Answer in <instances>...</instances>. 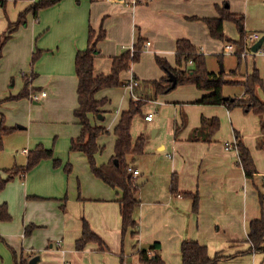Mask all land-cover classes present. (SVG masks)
<instances>
[{
	"label": "crops",
	"instance_id": "1",
	"mask_svg": "<svg viewBox=\"0 0 264 264\" xmlns=\"http://www.w3.org/2000/svg\"><path fill=\"white\" fill-rule=\"evenodd\" d=\"M37 1L5 0L4 6L0 4V35L6 31L9 21H15L20 11ZM222 1L225 0H60L40 10L38 20L29 12L25 24L20 25L5 44L1 59L15 45H19L17 54L26 56V60L37 49L42 50V56L34 65L36 76L30 80L31 93H37L38 98L34 100L29 96L18 100L17 105L22 109L14 115L13 121L31 124L33 117H38L31 110L32 104H38L41 98L46 99L45 107L61 101L67 115L64 118L70 117L71 109L78 105L74 57L78 49L87 47L89 27L96 32L101 26L105 29V38L97 43L100 54L94 59L95 74L110 73L113 56L131 50L139 34L144 45L147 42L142 60L120 73L123 86L98 90L96 99L106 101L100 107L102 114H88L92 124H101L108 129V133L98 136L100 150L95 154L98 166L107 164L114 155V128L133 95V77L147 79L143 68L146 56L159 55L174 65L179 38L190 40L206 54L214 46L210 40L215 39L202 20L192 17L217 16L214 4ZM256 41L249 42L250 49L243 57L246 61L256 54L264 56L258 50H251ZM228 44L233 45L226 41L222 52L216 54L225 72L236 68L238 62L235 51L226 50ZM222 53L235 55L229 69L225 62L222 64ZM205 56L208 67L210 62ZM254 66L263 81V87L257 88V95L264 101L260 94L264 77ZM209 71L218 73L222 70L210 68ZM250 71L243 69L241 79ZM161 73L163 77L164 71ZM22 87L23 79L13 95H17ZM118 89L122 95L115 106L114 93ZM41 92L46 93L42 96ZM224 93L247 98L241 83L226 86ZM204 94L199 90L190 91V95L183 97L179 94L163 100L157 97L142 106L144 128L138 136L142 134L145 138L143 152L129 157L130 166L139 171L134 177L135 182H140L136 193L138 204L133 212L134 228L122 233L118 202L122 191L95 176L87 156L82 151H71L69 141L70 160L80 159L81 169L75 166L73 172L64 177L60 170L53 169L42 159L25 174L13 178V183L18 184L16 211L15 217L11 213L10 221L0 222V264H15L10 248L16 252L18 260L24 257L28 262L38 255L36 264H150L140 260L141 250H147L148 254L158 253L164 264H181L180 247L184 239L205 245L210 257L219 253L223 258L218 264H264V252H248L250 243L247 241L250 222L264 218V200L262 204L260 202V193L264 194V164L261 162L264 149L257 145L261 135L260 118L240 106L228 108L223 104L196 103ZM151 102L153 107L147 105ZM160 106L167 112L165 133L155 124ZM26 113L29 114L24 115ZM148 113L153 114L151 120L145 119ZM211 117L219 119V126L209 135L206 125L201 126V118ZM72 120L77 127L71 138L76 137L81 128L74 114ZM261 122L264 123V116ZM235 130L253 157L256 166L253 178L245 176L237 149H225V143L236 142ZM105 139L110 147L106 151ZM33 146L22 149L25 162L16 165L26 164L27 152ZM2 169L0 175L5 177ZM174 180L176 189L173 190ZM9 184L0 192V203L6 202L8 210L12 211L15 198L8 196ZM185 192L198 195L196 210L193 209V198ZM83 219L108 250H100L97 242H88L82 249H77L75 242L81 237ZM30 225H33L32 231L25 235V228Z\"/></svg>",
	"mask_w": 264,
	"mask_h": 264
},
{
	"label": "trees",
	"instance_id": "2",
	"mask_svg": "<svg viewBox=\"0 0 264 264\" xmlns=\"http://www.w3.org/2000/svg\"><path fill=\"white\" fill-rule=\"evenodd\" d=\"M59 1L38 0L20 11L15 21H9L6 31L0 35V57L2 56L3 47L12 37L16 29L20 25L25 24L26 15L29 12L33 14L35 20H38L40 10L52 6ZM0 4L4 6L5 0H0ZM214 7L218 13L217 16H194L192 18L202 20L206 24L211 37L230 42L235 46V54L238 59L236 68L229 72L222 70L214 73L209 71L206 56L201 48L186 38L177 39L174 65L170 64L166 58L155 55L156 63L165 73L163 77L159 79H139L137 76L133 77V81H136V84L132 88L133 95L130 99L129 106L126 110L122 111L113 131L116 136L114 155L107 164L101 166L97 165L95 158V154L100 150L97 138L101 134L108 133V129L101 124H92L88 114H102L100 107L106 101L105 99H96L95 93L103 88L122 85L120 73L124 70H129L133 63L139 61L145 46L144 40L138 34L133 44V51L126 49L120 54L113 56L111 71L108 74L94 73V59L100 54L97 43L105 38V29L102 26L97 32L92 27H89L87 47L85 49H78L75 53L74 68L77 77L76 92L78 105L73 110V114L77 118L81 128L80 133L76 137L71 138L70 150L82 151L87 156L93 174L101 178L109 186L119 188L122 191V196L118 200L122 233L135 227L133 212L138 204L136 197L138 188L135 185V178L128 171V167L130 166L129 157L143 152L145 138L141 134L134 140L131 135V126L134 117L141 112L142 106L146 102L156 99L158 95L168 93L178 85H194L197 89L205 92L196 103L208 105L223 104L228 108L240 106L245 112L252 111L259 116L261 135L258 137L257 145L264 149V123L261 122L264 116V101L257 95V88L263 87L259 70L253 66L250 72L245 73L243 81L239 82L233 79L238 75L239 70L243 68L244 58L241 56V52L249 51L247 33L243 25L244 15L231 11L230 5L226 1L220 4L215 3ZM225 20L235 22L239 25L240 37L238 40L225 35L223 27ZM40 53V49L32 53L30 63L32 67L31 72L29 74L23 73V87L17 95H12L11 98L21 99L30 96L32 92L30 80L36 76L33 66ZM219 57L221 60V56ZM170 74L176 79L175 86H171L172 83L169 80ZM239 83H241L244 89V94L247 96L246 99L224 93L226 86ZM225 96H228V98L226 99ZM204 125H206L209 130V135H211L218 129L219 119L217 117L201 118V126L204 127ZM16 128L17 126H6L3 117L0 119V148L2 146L3 136L9 134ZM234 136L239 164L243 168L245 176L247 178H253L256 173L253 157L237 130L234 131ZM52 157V149H46L41 144H37L33 149L28 150L25 165L15 164L12 167L2 169L5 177L0 175V192L14 178V175H23L36 166L42 159ZM114 159H117L118 162L115 163ZM53 161L55 165L60 164L57 158H54ZM65 169L67 172H70L71 165L66 164ZM174 189H176L175 180L173 182ZM184 194L193 198V209L196 210L199 201L198 195H193L190 192H185ZM263 198L264 196L260 194L261 204L263 203ZM11 219L12 216L8 210V204L6 202L0 203V222L10 221ZM32 228L33 225L26 227L24 231L25 235L30 234ZM0 240H2V237H0ZM247 241L250 243L248 252L252 250L264 252V218L254 219L250 222ZM88 242H97L100 250H108L107 245L91 230L89 224L83 219L81 237L75 242L77 249H82ZM10 250L15 264H28L27 259L21 257L18 260L16 252L12 248ZM180 251L181 264H218V261L223 258L219 253L210 257L205 245L185 239L182 240ZM139 258L145 263L164 264L156 252L148 254L147 250H141L139 251Z\"/></svg>",
	"mask_w": 264,
	"mask_h": 264
},
{
	"label": "rangeland",
	"instance_id": "3",
	"mask_svg": "<svg viewBox=\"0 0 264 264\" xmlns=\"http://www.w3.org/2000/svg\"><path fill=\"white\" fill-rule=\"evenodd\" d=\"M230 5V10L236 11L238 14L244 15V29L246 33H254L258 32L261 36L264 35V0H225ZM223 2V1H222ZM224 33L226 36L234 39L239 37V25L235 22L225 20L224 21ZM215 39V38H214ZM216 40V39H215ZM210 40L214 43V46L211 47L210 51H208L205 55H207L209 59V66L208 68L213 70L220 69V62L219 59L216 57V54L222 52V46L225 44L226 41L217 39ZM264 44V41H263ZM41 50V49H40ZM19 51V45L13 46L7 56L0 57V118L3 117L4 124L8 127H16L12 132L3 136L2 138V146L0 148V168L12 167L15 164H23L25 162V153L22 152L23 148H29V145L34 144L31 149H33L36 143L41 144L46 149H52V156L54 158L59 159L60 164L55 165L53 159L54 158H44V162H49L51 167L55 170H60L64 177L69 176L76 166V168H82V162L80 159L73 158L70 160V153L68 150V145L72 134L74 133L73 130L75 128V124L73 123V108L71 109L70 117H66L68 121H65L64 118L66 115L65 110H63V105L61 101H55L48 104L45 107V98L38 99V104H32V112L34 114H38V117H33V122L30 124L27 121L23 122L20 121H13L14 115L21 111L22 108L19 109L17 102L20 99L11 98L14 92L18 89L21 79H23V73H30L31 67V55L28 56L26 60V56L22 57L19 56L17 53ZM4 54V47L2 50V55ZM223 57V62L227 64V68L229 69L230 66L233 64L232 61H235V55H227L225 53ZM42 56L41 53L36 60V62ZM26 60V62H25ZM142 60V55L140 57ZM139 60V61H140ZM35 62V64H36ZM34 64V65H35ZM175 64V59H174ZM142 65V64H141ZM256 65L259 69L261 74L264 77V56L256 54L255 56H249L247 61L244 59L243 61V68L246 70H251L252 67ZM143 68L146 71V78H159L161 77V72L163 70L158 66L155 61V55L146 56L145 62H143ZM243 68L239 70L237 76L233 79L238 80L239 82L243 81L241 79V72ZM34 70V66H33ZM35 72V71H34ZM36 73V72H35ZM17 81V85L15 86V82ZM123 86V85H122ZM187 89V90H186ZM228 89V88H227ZM232 91L235 88H231ZM6 95H2L6 92ZM190 91H199L195 86L191 84L185 85H178L173 90L165 93L163 95H158V100H163L164 97L173 98L179 94L180 96H188L190 95ZM229 91V90H228ZM230 91V92H232ZM46 93V92H45ZM264 98V88L261 89L260 93ZM122 95L121 90H115L114 97H115V106H117L120 97ZM189 98V97H188ZM165 104V102H164ZM149 106H154L151 103H148ZM40 107L36 109L35 107ZM163 106V105H162ZM162 106L158 111V114L155 116V124L160 126L161 132L165 133L167 130V112L162 110ZM151 108V107H149ZM27 109L29 106L27 105ZM26 112H28V110ZM40 113V114H39ZM26 113L24 115H28ZM32 114V113H31ZM62 114V115H61ZM61 115V116H59ZM59 116V117H57ZM141 113L137 114L132 122L133 125L131 126V132L133 139L135 140L141 130L144 128L143 121L141 120ZM61 118V119H60ZM60 119V120H59ZM29 121V119H28ZM20 127H25V129H21ZM77 127V126H76ZM147 128V127H146ZM146 131V130H145ZM106 147L105 151L108 150L109 143L108 139H105ZM52 160V161H51ZM85 163L86 160L84 159ZM262 164H264V157L261 160ZM67 163L71 164L70 172H67L65 169V165ZM87 164V163H86ZM140 168L141 165H140ZM16 175H14L15 177ZM14 179L10 181L8 186L7 192L8 196L15 198L14 204L11 209L9 210L10 214L12 213L15 217L16 211V191L17 183H13ZM24 182V180H22ZM18 182H21L20 180ZM13 183V184H12ZM13 187V188H12ZM24 187V185H23ZM264 196L263 193H260ZM264 200V198H263ZM11 214V216H12Z\"/></svg>",
	"mask_w": 264,
	"mask_h": 264
},
{
	"label": "built area",
	"instance_id": "4",
	"mask_svg": "<svg viewBox=\"0 0 264 264\" xmlns=\"http://www.w3.org/2000/svg\"><path fill=\"white\" fill-rule=\"evenodd\" d=\"M112 1H118V0H112ZM259 34L258 33H251V34H249V35H247V41L248 42H252V41H256V40H258L259 39ZM250 42V43H251ZM249 43V44H250ZM147 44V42L145 43V45ZM251 45V44H250ZM250 49V48H249ZM226 50L227 51H235V49H234V47H233V45H226ZM131 51H133V47H131ZM258 52H261V53H264V47L263 46H261L259 49H258ZM241 56L242 57H245L246 56V51H243V52H241ZM132 84H136V81H133L132 82ZM131 84V85H132ZM41 95L42 96H44L45 95V92H41ZM30 97H31V99H34V100H37V98H38V94L37 93H35V92H33V93H31L30 94ZM152 116H153V114L152 113H148V114H146L145 115V119L146 120H151L152 119ZM225 149L226 150H232V149H237V147H236V142H234V143H229V142H227V143H225ZM128 171L133 175V177H137L138 175H139V171L138 170H136V169H133L131 166H129L128 167Z\"/></svg>",
	"mask_w": 264,
	"mask_h": 264
},
{
	"label": "water",
	"instance_id": "5",
	"mask_svg": "<svg viewBox=\"0 0 264 264\" xmlns=\"http://www.w3.org/2000/svg\"><path fill=\"white\" fill-rule=\"evenodd\" d=\"M263 41H264V35L263 36H261L252 46H251V50L253 51V52H256L257 50H258V48L262 45V43H263ZM221 70H223V66L221 65ZM169 80L171 81V86H175V84H176V79H175V77L173 76V75H171L170 74V76H169ZM225 98L227 99L228 98V96H225ZM114 162L115 163H117L118 161H117V159H114ZM140 184V182H135V185L136 186H138ZM39 259V256L38 255H36V256H34V257H32V258H30V260L28 261V264H36V261Z\"/></svg>",
	"mask_w": 264,
	"mask_h": 264
}]
</instances>
